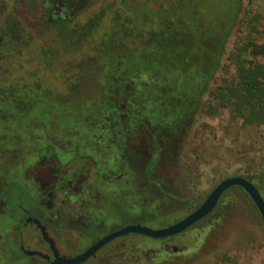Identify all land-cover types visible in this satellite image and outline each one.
<instances>
[{"label": "rangeland", "instance_id": "374dc122", "mask_svg": "<svg viewBox=\"0 0 264 264\" xmlns=\"http://www.w3.org/2000/svg\"><path fill=\"white\" fill-rule=\"evenodd\" d=\"M48 1L49 5L55 2L61 3V0ZM110 1L63 0L69 10L66 13L69 20L67 31L61 34L64 35V46L68 48L64 61L70 66V71L66 74L70 77L69 84L72 81L74 84L83 78L85 80L88 78L90 81L91 77L84 75L81 70L88 66H96L100 71L98 79L100 89L96 91L97 93L89 89L92 86L90 82L86 83L87 80L84 88L88 90L83 89L84 94H75L71 102L65 103L63 107L49 105V108L45 109L41 106L38 111L34 110L33 115L26 116L17 110L12 111V114L3 112V120L0 122V157L7 154L9 162L1 161L0 174L6 175L7 180H10L14 174L17 177L22 175L15 173L14 166L19 164V159L16 157L18 152L7 151L15 144L18 147L23 142L29 144L31 149L29 157L33 158L36 150L45 148L44 140L40 141V135L50 141L49 136L53 134L59 136L62 133L65 134L62 135L64 137L74 129L79 131L84 127L107 125L105 120L109 114L105 110L108 106L111 108L110 114L119 120L118 128H128V131L134 129L133 132H139L140 135L150 132L154 134L152 136L158 152L156 156L160 157L156 178L161 179L167 186L166 192L172 190L179 200L155 202L153 212L158 217L151 223L141 224L154 229L164 228L198 209L213 189L225 179L248 175L260 176L262 167L264 168V128L233 127L229 121L228 111L216 115L194 111L192 104L198 94L193 90L203 83V77L193 74L194 77L188 76L189 79L184 81L180 77L170 79L165 74L159 75L160 70L157 74H151L149 72L151 66L147 64L141 66L139 63L140 68L135 69L137 62L134 64L136 66H127L126 63V66L118 71V61L122 57L125 60V55H133L139 47V40L134 36L123 41L120 36L121 28H118V15L114 18L113 15L107 16L104 11ZM122 1L131 3L128 4L130 6L134 5L137 11L151 8V3L147 5L146 0ZM122 1L113 0L112 3L118 6V3L123 4ZM31 2L33 7L37 5V0ZM8 4L11 7L16 4L22 5L21 0H9ZM4 12L5 7L0 5V14ZM256 18L261 22L258 26L261 33L255 34V37L261 41L262 35L264 36V0H244L243 11L226 45L221 67L209 80V90L221 85L224 78L234 75V65L230 57L238 46L246 42L251 34V23ZM140 26L142 28L139 29L143 31L154 30L151 26L149 28L144 24ZM26 29L18 24L16 28H9V34L18 37L17 42L21 44L27 42L33 34L28 26ZM55 34L57 37V31ZM55 37L52 32L49 39L54 40ZM38 44L44 45V40ZM80 48H83L81 53H76ZM197 50L198 47L192 48V51ZM15 65L19 66V62ZM38 67L33 61H27L22 68L23 71L16 73V76L25 77L27 82L33 83L40 77L42 79L43 72L37 79L28 77L31 71ZM120 77H123V80L118 82ZM118 85H120L119 89ZM158 86L162 88L160 91ZM65 90L66 86L63 87L61 84L46 83V87L41 92L54 94L55 99L63 102ZM157 93L162 96L155 97ZM208 95V92L204 95L205 100ZM130 98L133 101L134 114L127 122L123 113L118 117V103L125 108L126 100ZM139 99L150 101L152 108L149 112H146L144 107L138 106ZM11 115L16 116L11 117L9 121L7 116ZM188 117L191 118L187 120ZM124 129L123 132L127 131ZM123 134H118V137L122 138ZM143 137L144 143L145 139L153 141L150 134ZM59 140H52L53 144L60 145L62 140ZM139 143H142L141 140ZM149 153L151 155L152 149H149ZM123 170L120 172L118 169V175L121 174L118 178V190L121 196L118 201L134 215H138L144 200L133 197V191L142 179H137V176L132 177L125 172L126 169ZM18 182L22 181L18 180ZM259 182L263 185L264 198V182ZM6 193L12 200L10 205L12 210L19 204L16 199L23 195L22 189L19 185L13 184L5 189V195ZM25 199L28 200L27 195ZM25 199L22 201L25 202ZM122 212L124 210L119 203L118 228L123 222L130 223L129 218L122 217ZM9 216L0 215V234L4 228L3 231L10 228ZM73 240L69 236L64 237V244H59L61 250L67 253L68 246L74 242ZM172 246H175L177 250H174L175 252H180L166 254L161 250L147 257L146 253L149 250L159 248V242L133 234L118 240V256H111L115 252V246H112L105 251V258L114 261L111 264H117V261L118 264H264V221L249 195L237 187L231 188L223 194L217 209L209 217L189 228L182 236L176 237ZM37 248L43 251L46 249L43 244ZM0 264L3 263L0 261Z\"/></svg>", "mask_w": 264, "mask_h": 264}, {"label": "trees", "instance_id": "16d2710c", "mask_svg": "<svg viewBox=\"0 0 264 264\" xmlns=\"http://www.w3.org/2000/svg\"><path fill=\"white\" fill-rule=\"evenodd\" d=\"M112 1L104 11L107 16L113 15L115 18L118 15V28H121L120 36L123 41L125 38L134 36L139 40L136 52L133 55H125V60L122 57L118 61V71H121L126 63L127 66H136L134 64L137 62L135 69L140 68L139 63L141 66L147 64L151 66L149 71L151 74H157L160 70L159 75L165 74L170 79L180 77L184 81L193 74L203 77V83L193 90L195 94H198L192 104L194 111L210 115L228 111L229 121L233 127L264 128V36L262 35L261 41L255 37V34L261 33L258 30L261 23L259 19L256 18L251 23V34L230 57L234 65V75L224 78L221 85L209 90V80L221 67L226 45L243 11L244 0H146L147 5L151 3V8L142 11H137L134 5H128L131 3L120 0L123 4L118 3L116 6ZM8 2L9 0H0V5L5 7L4 14H0V117L4 114L3 112L12 114L14 110L21 112L22 115H33L34 110L38 111L41 106L45 109L49 108V105L63 107L65 103L71 102L75 94H84L83 89L88 90V88H84L88 78L87 80L84 78L76 80L78 82L74 84L72 81L69 84L70 77L66 76L70 71V66L64 61L68 48H65L64 35L61 34L67 31L69 22L66 17V13L69 11L67 3L55 2L49 5L48 0H37V5L33 7L31 0H21L22 5L16 4L11 7ZM139 20L140 23H138ZM114 22L116 23V20ZM18 24L24 26L25 29L28 26L33 32L27 42L21 44L17 42L18 37H12L9 34V28H16ZM140 24H144L148 28L151 26L154 30H140L139 28H142ZM55 30L58 33L57 37H55ZM52 32L54 40L49 39ZM41 40H44V45L38 44ZM193 47H198V50L192 51ZM82 50L83 48H80L76 53H81ZM27 61H33L39 66L31 71L28 77L37 79L43 72L42 79L40 77L31 83L27 82L25 77L16 76V73L22 70ZM18 62L19 66L15 65ZM194 66L201 67L198 69L199 67ZM81 72L88 75L87 77H91L90 81L88 80L86 83L90 82L92 87L89 89H93L97 93L96 91L100 89L98 68L88 66ZM122 80L123 77H120L118 82ZM46 83L66 86L65 94L62 97L63 102L55 99L54 94L41 92L46 87ZM119 87L120 85H118V89ZM158 89L160 91L162 88L158 86ZM207 92L209 95L205 100L204 95ZM158 95L162 96L157 93L155 97ZM132 102L131 98L127 99L125 108H122L118 103V117L123 113L127 122L132 119L134 114ZM138 106L144 107L146 112L152 108L150 101L144 99H139ZM122 109L124 110L122 111ZM105 111L110 114L111 108L106 106ZM112 117L111 122L116 120L114 115ZM190 118L188 117L187 120ZM1 120L3 118H0V122ZM9 121H11V117H9ZM137 134L139 137L142 136L139 132ZM140 140L144 141V139H139V142ZM156 145L152 148L151 155L147 156L148 158L143 156L145 146L138 147V162L145 164L148 159L150 163L149 175L138 182L133 193V197L144 200V205L140 208L141 212L134 215L123 203L119 202L124 210L121 215L124 218H129V224L151 223L158 217L153 212L155 202L179 200L172 190L166 192L167 186L160 183L161 179L156 178L160 165V157L156 156L158 153ZM127 149L129 150V148ZM140 170L143 169L140 168ZM244 178L252 182L263 197V185L259 181L264 182V168L262 167L260 176L248 175ZM237 188L245 191L241 187ZM129 224L123 222L121 226ZM145 238L154 241L160 240ZM175 253V251L171 252V254Z\"/></svg>", "mask_w": 264, "mask_h": 264}, {"label": "flooded vegetation", "instance_id": "af4514ba", "mask_svg": "<svg viewBox=\"0 0 264 264\" xmlns=\"http://www.w3.org/2000/svg\"><path fill=\"white\" fill-rule=\"evenodd\" d=\"M62 2L63 0L61 4ZM112 116V114L107 116L105 120L107 125L84 127L79 131L74 129L75 131L71 130L66 134L68 136L64 137L62 135L65 134L62 133L59 136L53 134L49 136L50 141L40 135V141L44 140L45 148L36 150L33 158L29 157L31 149L26 142H23L20 147L15 144L13 148L7 150L13 153L18 152L16 157L19 159V164L14 166L15 173L22 175L17 177L14 174L10 180H7L6 175L0 174V215L3 217L10 215L9 222L11 217L10 228L7 225L9 229L3 231L4 228L0 234V261L3 264H51L55 260L54 250L58 258H75L105 237L125 227L118 228V198L121 197L118 190V178L121 174L118 175V169L120 172L126 169V173L131 174L132 177L137 176V179L148 176L149 160L146 159L145 164L138 162V147L145 146L143 156L148 158L149 149L154 148L156 143L152 136L153 132L142 135L146 137L150 134L152 142L145 139V143L142 140V143H138L139 139L144 137H139L132 131L123 132L124 128H118L117 119L111 122ZM122 133H124L122 138H119L118 134ZM54 139H60L62 143L56 146L52 141ZM0 158H2L0 163L5 160L9 162L7 154ZM12 174L11 172L10 175ZM13 184L20 186L24 196L16 199L19 204L11 210L12 200L7 193L8 198H6L5 189ZM26 195L28 200L25 199ZM23 199L25 202L22 201ZM104 204L109 207H105ZM36 221L45 227L54 250L44 240ZM186 231L158 240L159 248L149 250L146 253L147 257L161 250L166 254L171 253L175 250V246H172L174 239L182 236ZM66 236L74 239V242L68 246L67 253L63 252L59 246L64 244L63 238ZM32 239L35 240L33 245H31ZM119 239L121 238L99 249L82 264L114 262L105 258V251L115 246V252L111 256H118ZM40 244L45 246L44 251L37 248ZM28 252H38L48 256L49 259L29 255ZM116 263L118 264V261Z\"/></svg>", "mask_w": 264, "mask_h": 264}, {"label": "water", "instance_id": "95a60500", "mask_svg": "<svg viewBox=\"0 0 264 264\" xmlns=\"http://www.w3.org/2000/svg\"><path fill=\"white\" fill-rule=\"evenodd\" d=\"M234 187H241L242 189L245 190V192L252 199L258 212L260 213L262 220L264 221V198L262 197L258 189L255 187V185L252 182H250L244 177H232L225 179L224 181L219 183L209 194L205 202L198 209H196L193 213L189 214L179 222L170 225L168 227L159 228V229H154L149 226L141 225V224H132L125 226L119 229L117 232H114L109 236L105 237L104 239L96 243L94 246H92L88 251L75 258H70V259L58 258L57 253L54 250L52 240L48 237L45 227L42 226L39 221H36V223L42 231L44 240L47 243H49L51 245V248L54 250L55 260L51 264H82L85 261H87L90 257H92L99 249H101L102 247H104L105 245H107L108 243H110L111 241L117 238H122L129 236L131 234H135V235L149 237L152 239H164L183 233L184 231L194 226L202 219L211 215L218 206L219 201L223 196V194L227 190ZM175 251L177 250L175 249ZM28 254L38 255L43 257L44 259H49L48 256L38 252H28Z\"/></svg>", "mask_w": 264, "mask_h": 264}]
</instances>
